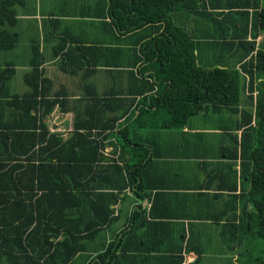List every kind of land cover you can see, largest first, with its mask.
<instances>
[{
    "label": "trees",
    "instance_id": "1",
    "mask_svg": "<svg viewBox=\"0 0 264 264\" xmlns=\"http://www.w3.org/2000/svg\"><path fill=\"white\" fill-rule=\"evenodd\" d=\"M22 3L0 0L2 52L19 42L21 33L8 28ZM183 10L205 27L187 32L173 20ZM73 12L89 21L69 33L68 25L52 20L60 28L49 36L53 57L66 68L79 63L87 74L108 68L105 73L125 80H79L88 93L74 98L51 93L37 38L29 40L21 80H10L14 63L0 69V264H124V237L160 225L149 220L174 217L163 194L150 196L155 188L145 174L150 155L143 133L177 131L210 112L239 114L241 129L238 152L235 145L232 150L241 191L214 214L216 222L224 220L220 238L230 243L237 264H264V37L255 42L264 31V0H79ZM205 44L225 56L202 60ZM66 114L71 131L63 138L51 130ZM126 190L146 197L150 207L145 213L138 205L134 229L106 241L116 219L112 206ZM204 200L209 205L211 199Z\"/></svg>",
    "mask_w": 264,
    "mask_h": 264
},
{
    "label": "crops",
    "instance_id": "2",
    "mask_svg": "<svg viewBox=\"0 0 264 264\" xmlns=\"http://www.w3.org/2000/svg\"><path fill=\"white\" fill-rule=\"evenodd\" d=\"M77 3L79 0L76 2L71 0H23L22 5L19 4L16 7L18 14L15 17L14 26L8 29L18 34L21 33L19 42L6 52L0 51V69L6 68L5 66L10 62L14 63L15 72L10 80H21L24 71L27 70L29 40L32 38H37L38 50L44 55V61L40 68L42 77L52 81L51 93L60 95L66 93L74 98L82 92L88 93L86 89L79 88L81 86L79 80H93L106 85L111 83L108 80H115V78L116 80H125L123 75L114 76V74L105 73L104 71L111 70L108 68H99L94 74L83 73L79 63L66 68L60 65L58 56L53 57L54 43L49 36L59 32L60 28L51 21L58 20L64 25H68L69 33L75 29V27H71L75 26L77 22L89 21L87 17L79 16L74 12L69 13ZM193 19L195 25H190L191 30L205 27L203 23L196 22L199 18L193 17V15L190 19L191 24H194ZM83 31L92 33V30L89 29H83ZM196 35L198 34L196 33ZM45 37L46 40H43ZM258 40L259 42L261 40L259 33L255 39L256 44ZM207 47L206 44L200 47L201 58L204 61L207 59L212 61L214 53L219 51ZM92 57L93 55L89 61ZM217 61L220 65L224 63L221 58ZM63 69H74L76 74L62 73ZM65 80H77V83L73 85ZM70 85L76 86L78 90L72 88L74 89L72 91ZM98 92H103L101 87L98 88ZM244 100L243 97L238 109L242 108ZM53 111L56 109L54 108ZM238 115H229L228 112L227 114L210 112L208 115L190 119L186 126L177 131L149 130L143 133V140L147 142L150 155V164L146 168L145 174L150 184L155 188L154 192L151 191L150 196L155 192L163 194L164 205L174 217L153 219L159 221L149 220L148 223L156 222L160 225H150V230L144 228V225L142 229L135 231L133 236L124 237L127 251V259L124 264L236 263V253L230 251V243L224 242L220 238L221 225L224 220L221 218L218 219L221 221L216 222L217 216L214 214L221 212L222 207L231 200L229 199L230 195H238L241 191L238 175L239 159L236 153L239 149L241 132L240 128H236ZM57 123H61L60 129L62 130L58 131L54 128L51 131L58 132L63 138H66V133L71 131V115L62 116ZM234 145L236 146V152L234 151L236 157H233L232 152ZM110 150V147H106L103 152L107 154ZM229 186H233L232 190L228 189ZM213 195L221 196L218 202L211 198ZM204 199H211L209 205H206ZM138 205L147 213L150 201L146 197L140 200L136 199L129 190L119 196L118 202L112 206L113 218L116 219L112 222L109 231L106 232V241L122 229L129 230L130 227L134 229L135 222L131 219V213ZM162 206L163 204L158 210ZM226 206H231V204ZM181 229L184 231L182 239L180 238ZM187 244L192 248L189 251L184 248ZM198 244L202 250H200L198 262H195Z\"/></svg>",
    "mask_w": 264,
    "mask_h": 264
},
{
    "label": "rangeland",
    "instance_id": "3",
    "mask_svg": "<svg viewBox=\"0 0 264 264\" xmlns=\"http://www.w3.org/2000/svg\"><path fill=\"white\" fill-rule=\"evenodd\" d=\"M185 12V10H183V11H181V14H175L174 15V17H173V20H175L176 22H178V24H186L187 26H184V28H185V30L188 32H190L191 33V30H188L187 29V27L189 28V29H191L190 27V25H192V26H194L193 24H191V15H189V14H185L184 13ZM188 18H189V20H188ZM259 34H260V36H261V38L262 37H264V31H260L259 32ZM207 35V34H206ZM212 35H214V37H217L218 38V33H214V34H212ZM258 42H259V40H258ZM214 56H215V53H214ZM224 57L223 56V53L222 52H218V57ZM216 57V56H215ZM217 60H219V59H217ZM211 113H213V112H211ZM56 130H62V129H60L61 128V123H56ZM236 263L235 264H237V261H235Z\"/></svg>",
    "mask_w": 264,
    "mask_h": 264
},
{
    "label": "built area",
    "instance_id": "4",
    "mask_svg": "<svg viewBox=\"0 0 264 264\" xmlns=\"http://www.w3.org/2000/svg\"><path fill=\"white\" fill-rule=\"evenodd\" d=\"M185 262H186V259H185Z\"/></svg>",
    "mask_w": 264,
    "mask_h": 264
}]
</instances>
